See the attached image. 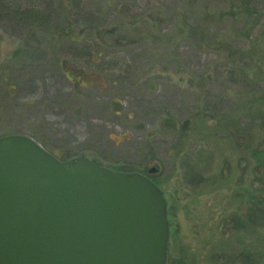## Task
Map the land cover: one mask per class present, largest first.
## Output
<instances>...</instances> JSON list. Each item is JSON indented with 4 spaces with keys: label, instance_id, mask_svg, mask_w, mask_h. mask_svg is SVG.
<instances>
[{
    "label": "rangeland",
    "instance_id": "374dc122",
    "mask_svg": "<svg viewBox=\"0 0 264 264\" xmlns=\"http://www.w3.org/2000/svg\"><path fill=\"white\" fill-rule=\"evenodd\" d=\"M30 1L0 11V138L148 174L167 264H264V0Z\"/></svg>",
    "mask_w": 264,
    "mask_h": 264
},
{
    "label": "water",
    "instance_id": "95a60500",
    "mask_svg": "<svg viewBox=\"0 0 264 264\" xmlns=\"http://www.w3.org/2000/svg\"><path fill=\"white\" fill-rule=\"evenodd\" d=\"M169 238L165 195L145 174L0 138V264H167Z\"/></svg>",
    "mask_w": 264,
    "mask_h": 264
},
{
    "label": "trees",
    "instance_id": "16d2710c",
    "mask_svg": "<svg viewBox=\"0 0 264 264\" xmlns=\"http://www.w3.org/2000/svg\"><path fill=\"white\" fill-rule=\"evenodd\" d=\"M28 6H30L31 8H33L36 5H35V3H32L30 0H0V11L9 10V11H11L12 13H14L16 15H18V14L19 15H21V14L24 15V14H30L31 13V14H34L35 16H37V12L38 11H36V10H33L32 11V9L29 10L27 8ZM41 25L42 24H40V26ZM92 29H95V30H98L99 31V33L95 36L96 39L104 38L105 33L102 32L103 30H101L99 28V26H96V25L93 26L92 25L91 30ZM38 34H39L38 30L37 31H33V35H38ZM87 34H88L87 29L81 28L79 31H76L75 33H70V36L69 37L73 41H79L83 37L86 38ZM44 36H46V35H44ZM258 112H259L258 114L260 116H264V108L263 109H260ZM73 159L71 158L69 160H73ZM114 169L120 170V171H125V172H131V173H135V172L142 173V174H145L146 176H148L150 178V176L148 174L143 173V171L141 172L138 169H127V168H124V167H117V168L115 167Z\"/></svg>",
    "mask_w": 264,
    "mask_h": 264
}]
</instances>
